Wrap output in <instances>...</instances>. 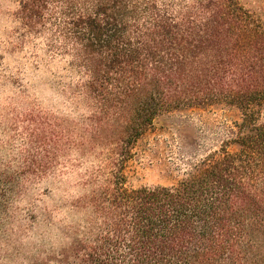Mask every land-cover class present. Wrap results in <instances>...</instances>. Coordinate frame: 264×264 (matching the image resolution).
<instances>
[{
	"label": "trees",
	"instance_id": "obj_1",
	"mask_svg": "<svg viewBox=\"0 0 264 264\" xmlns=\"http://www.w3.org/2000/svg\"><path fill=\"white\" fill-rule=\"evenodd\" d=\"M20 3V36L47 34L46 51L70 57L73 97L92 113L69 150L106 161L102 183L92 174L84 196L43 209L32 225L53 232H40L29 264H264V22L238 0H198L196 28L187 14L172 22L171 0ZM215 105L241 112L234 151L223 143L173 186L126 187L125 162L158 116ZM56 171L42 163L33 173ZM52 234L62 246L50 252Z\"/></svg>",
	"mask_w": 264,
	"mask_h": 264
},
{
	"label": "rangeland",
	"instance_id": "obj_2",
	"mask_svg": "<svg viewBox=\"0 0 264 264\" xmlns=\"http://www.w3.org/2000/svg\"><path fill=\"white\" fill-rule=\"evenodd\" d=\"M238 2L264 22V0ZM18 41L16 48L8 49L9 54L22 51L24 45L29 42L22 36L18 37ZM47 54L46 51L45 55ZM56 55L64 58L63 55ZM36 69L37 66L33 65V70ZM4 71L7 72V68ZM61 71L67 72L68 75L59 76L52 73V78L42 80L41 84L54 95L73 102L72 113L68 115H54L47 109H41L35 101L29 100V88L35 85L25 87L19 78L11 75L4 77L6 83L19 90L20 103L28 110L17 115L11 124L13 130L16 122L23 126L24 132L27 133L26 148L15 170L7 164L0 170V239L12 247V252L5 254L8 259L19 254L28 260L25 248L35 249V252L31 253L35 257L43 245L40 232H53L52 228L39 229L32 225L36 219H40L43 209L54 212L57 205H67L88 191L83 185L82 176L78 175L76 181L71 184L61 179L64 173L60 169L67 157L73 153L69 150L67 142L72 128L87 117L79 112L81 106L87 109L85 101L73 97L72 87L77 82L73 83V80L77 76L69 71L68 61ZM3 86L0 84V87ZM240 119L241 112L228 105L184 108L158 116L152 126L135 142L125 162L123 173L126 187H170L183 179L201 159L218 151L223 143H228V150L234 151L236 147L231 140L234 138L235 124L240 122ZM58 148L62 153H59L58 159L50 160ZM42 163L57 168L55 174L48 173L44 177L35 175L33 171ZM20 201L23 202L22 207L17 206ZM62 213V218L68 223L70 220L67 213ZM29 234L32 237L30 243L21 244V239L27 238ZM44 243L46 245L49 241ZM46 249L50 252L54 250L51 247Z\"/></svg>",
	"mask_w": 264,
	"mask_h": 264
},
{
	"label": "clouds",
	"instance_id": "obj_3",
	"mask_svg": "<svg viewBox=\"0 0 264 264\" xmlns=\"http://www.w3.org/2000/svg\"><path fill=\"white\" fill-rule=\"evenodd\" d=\"M174 7L169 12V15L175 17L172 21L175 24H181L187 14V21L190 22L192 28H196L203 23V17L197 11L198 0H171ZM157 7H160L159 0H156ZM176 5H181L177 7ZM21 10L20 0H0V170H3L5 164L9 165L13 170L16 169L19 159L26 148L27 133L24 132L23 126L16 122L15 128L11 127L13 119L28 110L23 107L19 100V90L12 88L10 83H6L4 77L11 75L22 80L25 87L35 85L29 88V100L35 101L41 109H47L54 115H68L72 113V104L70 100H65L64 97L54 95L48 88L41 84L44 79H51L52 73L59 76H67V72H62L61 69L67 66V61L70 57L61 58L55 52H50L45 55L47 34L42 37L34 38L28 35L25 39L29 41L23 47L22 51H16L9 54L8 49L16 48L19 41L18 37L25 29L21 28L18 14ZM180 13L177 16V13ZM184 25H181L183 30ZM19 29V31H17ZM33 65L37 69L33 70ZM45 65L47 67H45ZM7 68V72L4 69ZM79 80L76 77L73 80L75 83ZM55 105V107H51ZM59 109V111H57ZM79 112L85 116H90L92 113L85 107L81 106ZM22 119V116H21ZM103 150L97 149V152ZM106 165L104 155H91L86 159H79L77 153H72L65 160L63 167L60 169L64 175L61 179L69 184L76 181L78 175L82 176L83 180H88L89 176L96 174L98 180L103 181L100 175ZM17 206L22 207L23 202H17ZM64 213L57 215V219H61ZM67 223V221H65ZM31 234L27 238H22L20 243L28 245L31 241ZM48 244L45 248L51 247L58 249L61 243L57 239L56 234L47 235L45 237ZM67 243V242H65ZM12 247L6 245L3 239H0V264H29L24 259L23 255H14L11 259L6 258V253H11ZM31 252H35L32 249ZM28 252L26 254H31Z\"/></svg>",
	"mask_w": 264,
	"mask_h": 264
}]
</instances>
